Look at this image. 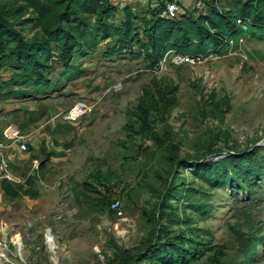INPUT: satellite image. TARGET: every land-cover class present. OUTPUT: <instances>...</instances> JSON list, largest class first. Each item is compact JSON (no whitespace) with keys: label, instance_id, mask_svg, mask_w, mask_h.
<instances>
[{"label":"rangeland","instance_id":"1","mask_svg":"<svg viewBox=\"0 0 264 264\" xmlns=\"http://www.w3.org/2000/svg\"><path fill=\"white\" fill-rule=\"evenodd\" d=\"M112 1L150 21L145 0ZM13 4L0 0L10 36L40 40L30 11L7 13ZM120 9L109 24H119ZM144 22L136 25L132 51L113 57L107 52L115 39L94 37L86 56L71 63L75 79L62 78L56 53L39 54L48 93L13 84L10 90L13 73L0 68V130L43 133L28 163L12 165L21 180L12 185L17 195L0 185V264H162L154 253L173 246L188 257L165 264H264L260 245L255 261L244 263L237 235H264V182L254 177L248 186L227 167L242 163L245 177L250 164L264 166V44L240 38L201 64L160 69L148 61ZM97 23L84 17L95 35ZM9 38L0 40L3 50ZM255 51L262 61L247 58ZM80 100L94 111L69 125L64 115ZM212 168L226 172L217 187L198 178ZM27 190L36 197L24 196Z\"/></svg>","mask_w":264,"mask_h":264},{"label":"trees","instance_id":"2","mask_svg":"<svg viewBox=\"0 0 264 264\" xmlns=\"http://www.w3.org/2000/svg\"><path fill=\"white\" fill-rule=\"evenodd\" d=\"M148 1L149 9H152L151 18L150 21L144 22L136 17L137 13L132 8L115 5L112 0H13L14 4L7 13H13V16L20 18L27 10L34 16L35 25L40 32V40L35 39L32 42L22 41L21 34L10 36L13 33L12 27L0 8V40L4 39V36L11 37L8 39L10 43H7L9 50L7 47L3 50V45L0 43V68L6 65L13 73L9 79L10 90L13 84L36 95L53 91L51 82L44 75L46 64L43 62L46 60L45 57L39 56L42 52H46V55L49 52L56 53L54 62L62 67V78L71 80L77 78L79 73L77 65H71L72 61L76 56L83 58L86 56L89 43H93L97 35H100L102 41L115 39V45L107 52L109 57H113L120 49L132 51L140 22L146 25L145 33L149 43L147 58L153 65H157L163 55L171 50L187 55L220 56L233 47V45L229 46V41L236 44L240 38H248L252 42L264 44V0H231V6L222 9L217 8L212 2H207L209 12L206 15H196V12L190 11L182 14L177 20L159 18L160 8L153 7L151 0ZM158 1L159 6H163V2ZM18 5L21 7L19 8ZM117 7L119 9L121 7L120 18H122L118 25L114 23L111 25L109 22L114 19ZM84 17L98 20L95 25L96 35L93 34L92 26L83 24ZM237 21H240V24H237ZM247 58L262 61L263 54L260 51L248 52ZM17 91L20 96L25 95V92ZM227 167L236 172L243 182L248 183V186L249 181L254 177L259 178L257 181L264 182L263 165L250 164L249 175L246 176L245 173V177H242L244 170L242 163L229 164ZM217 169L199 172L198 178L207 185L215 184L217 187L227 180L225 170ZM101 178L104 181L108 180L105 176ZM0 185H3L6 195L12 197L17 195L12 185L7 183ZM22 194L31 199L36 197V194L30 190ZM179 199L177 197V200ZM237 235L239 251L245 259L244 263L255 261L256 247L264 246V235L249 239L244 235ZM179 249L175 246L172 247L173 251L160 248L154 253L153 261L162 264L179 259L184 261L188 256L183 255Z\"/></svg>","mask_w":264,"mask_h":264},{"label":"built area","instance_id":"3","mask_svg":"<svg viewBox=\"0 0 264 264\" xmlns=\"http://www.w3.org/2000/svg\"><path fill=\"white\" fill-rule=\"evenodd\" d=\"M122 1V0H121ZM163 6H159V1L153 2V7L160 8L158 17L167 20H177L182 14L186 12H196V15H206L209 12V5L207 2H212L215 6L218 0H160ZM254 1V0H247ZM240 24V21H237ZM242 42V40H241ZM229 46L233 45L229 41ZM204 58L208 56L202 55H187L181 54L177 51H167L158 62V68L163 69L167 65H196L201 64ZM94 104L89 101L80 100L73 104L65 113L64 119L69 125H75L80 122L85 116L93 113ZM52 122V120H51ZM12 147H17L21 152L28 151L27 136L21 134L17 126L9 125L5 127L0 135V184L7 183L10 185H20V178L16 177L12 171V163L9 155V150Z\"/></svg>","mask_w":264,"mask_h":264},{"label":"crops","instance_id":"4","mask_svg":"<svg viewBox=\"0 0 264 264\" xmlns=\"http://www.w3.org/2000/svg\"><path fill=\"white\" fill-rule=\"evenodd\" d=\"M146 3L148 4V0H145ZM188 2V0H186ZM155 2V0H151V3ZM6 110V108H5ZM7 111V110H6ZM4 120H1V127H3L2 125H4L5 123H3ZM50 121V120H49ZM51 123V122H50ZM49 124V122H48ZM4 129V128H3ZM2 129V130H3ZM2 130H0V135ZM43 135L42 132H39L38 130H34V132H30L29 134H27V141H28V150L29 152H21L17 147H12L9 150V155L12 161V165L14 166V168H22L26 163H28V161L30 160L31 155L29 156V154H32L33 151H35L39 144L42 142L41 136Z\"/></svg>","mask_w":264,"mask_h":264},{"label":"bare ground","instance_id":"5","mask_svg":"<svg viewBox=\"0 0 264 264\" xmlns=\"http://www.w3.org/2000/svg\"><path fill=\"white\" fill-rule=\"evenodd\" d=\"M46 243H47L48 245H50V246H51V244H52V240H51V238H50L49 236L46 237ZM51 250H52V246H51Z\"/></svg>","mask_w":264,"mask_h":264}]
</instances>
